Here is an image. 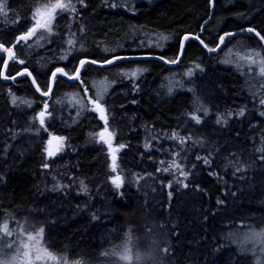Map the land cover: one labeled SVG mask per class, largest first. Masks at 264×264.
Here are the masks:
<instances>
[{
  "label": "trees",
  "instance_id": "1",
  "mask_svg": "<svg viewBox=\"0 0 264 264\" xmlns=\"http://www.w3.org/2000/svg\"><path fill=\"white\" fill-rule=\"evenodd\" d=\"M40 1L7 0V15L0 16V43L11 46L32 27V8ZM115 1L86 0V8L79 7L75 15L58 16L54 34L45 37L43 48L37 49L31 41L16 45L15 54L25 63L11 61L6 75L11 77L27 67L44 90L56 67L72 73L80 59H100L101 48L136 29L173 38L171 48L160 54L129 48L119 55L176 58L184 34L199 35L208 48L216 46L221 34L244 28H254L264 36V0H212V4L210 0H157L138 3L134 11L118 7ZM116 23V32L103 34ZM71 33H75L77 49L61 61L57 55H62ZM231 39L214 56L187 41L182 61L174 70L154 61L110 66L148 69L135 80L118 79L103 100L110 130H115L114 140L125 145L117 160L125 181L119 189L107 180L112 172L96 138L100 121L90 111L77 115L55 102L66 94L84 97L82 86L92 97L89 81L100 78L102 69L85 66L83 84L57 78L48 102L52 115L46 119L47 130L39 132L33 117L44 101L28 79L21 77L11 84L0 81V224L7 218L39 217L45 226L46 247L77 259L105 252L123 232L124 219L134 216L149 219L157 229L168 232L169 251L176 264H249L247 258L230 256L223 237L238 225L264 226V151H260L264 149V106L259 103L264 99V77L259 75V66L231 65L220 54L230 44L241 46L247 52L244 56L258 49L264 57V50L249 33ZM109 58L101 56L100 61ZM2 63L0 55V68ZM184 68L194 75L175 87L170 85V94L163 77ZM201 105L209 110L207 116L195 111ZM242 108L245 114L239 116ZM193 114L200 115L202 123L192 120ZM218 117L226 122L217 123ZM174 132L185 143L172 139ZM47 134L64 137L68 151L45 168ZM203 158L210 163L205 164ZM173 159L189 173L187 180L175 169L158 171Z\"/></svg>",
  "mask_w": 264,
  "mask_h": 264
},
{
  "label": "rangeland",
  "instance_id": "2",
  "mask_svg": "<svg viewBox=\"0 0 264 264\" xmlns=\"http://www.w3.org/2000/svg\"><path fill=\"white\" fill-rule=\"evenodd\" d=\"M156 1L157 0H116L115 2L117 3L118 7L120 6L122 9L126 11H134L136 7L135 5H137L138 3H151ZM52 2H55V0H52ZM72 2L76 5L77 10L79 7L85 9L87 6L86 0H83V4H81L79 0H72ZM45 3L46 0H42L33 5L31 12L32 26L35 23V19H34L35 10L37 9V7H42ZM211 4H212V0H211ZM62 14H67L69 15V17L73 16V13L63 12L61 14H58L56 18ZM54 21L52 22V27ZM118 29H119V24L117 23L110 24L109 27H106L104 29L103 34L110 35L111 33L116 32ZM53 34H54V30L51 35ZM40 35L47 37L50 34L47 31L41 29L38 30L37 37ZM37 37H33L28 42L31 41L32 45L35 46L37 49L43 48L45 46L44 44L46 43V40L40 41V44L37 45L35 43ZM162 37H167V36H164L159 33L146 32L144 30H138V29L127 31L125 33H122V36L118 37L113 44L106 45L104 48H101L100 55L98 56L100 57V59L96 58L94 60L100 61L101 56L102 57L118 56L121 53V51L129 48H130L129 50L138 51V52H152V53L155 52L160 54L164 50L170 49L171 47L169 48V46L172 44V40H174L173 38L171 39L169 37H167V39H162ZM229 39L232 40L231 38ZM22 44L25 45L24 42H22ZM65 48H67V45H65ZM61 52L62 55H65V49L64 50L62 49ZM254 52L255 51H253L252 53ZM257 52L260 54L261 57H263L260 50L257 49ZM246 53L247 52L245 50H242L241 46L230 44L227 45L224 51L220 54V57L227 59L228 63L231 65L235 64V65L247 67L249 69L250 64L247 63L246 61L239 59V57L244 56ZM62 55L60 54L57 55V59L64 61L60 59ZM165 59L171 61L175 59V57H170V58L165 57ZM110 66L102 69L103 75L100 78L93 80L91 79L89 81V88L93 93L92 96L93 98H95V96L100 92H103L105 96L106 91L118 79H121V77L124 78L125 80H135L138 77H140L141 74L143 73L146 74L148 72V69H146L143 66L133 65L125 69L119 68L117 66L116 67L114 66L110 67ZM256 66L259 65L256 64ZM134 69H142L144 71L140 72L135 78H132L130 75H125L126 73L130 74ZM174 69L175 68L169 70H174ZM187 72L188 70L184 68L180 70L178 73L177 72L166 73L163 78L164 81L168 84V86L170 85L177 86L178 83L183 82L186 79H189V76L186 75ZM69 74L71 75L72 73ZM78 82L80 83V81ZM82 92L84 94L83 86H82ZM88 96H89V90H88ZM77 99H79V95L77 94H66L63 95L61 98L55 100V102H57L58 105H61L64 108H66L67 111L70 110L73 111L75 114H77L78 112L79 113L83 112L80 110L79 105L76 104ZM84 99L86 101L87 97H84ZM49 100L50 98L47 100V103L49 102ZM42 106L39 111L42 110ZM87 107L91 108V105H87ZM85 111H90V110H85ZM90 112H92L95 116H97L96 112L94 111H90ZM36 122L39 125L38 120ZM100 123H101V128L99 132L102 131L104 127V123H102L101 120ZM50 136H54V135L47 134L45 143L43 145V153L46 158L43 167L45 164H47L49 167H52L53 165L51 166L50 164V162H52L51 160L55 159L57 156H59V154L68 151L67 150L68 145L64 140L63 149L58 153H56L54 156L48 157L45 148L47 147V141L49 140ZM96 138L98 139L97 135ZM98 143L104 147L110 167L111 163H110V156L108 153V147L103 142H100L99 139H98ZM113 143L114 146L119 145L115 142V140ZM114 175H116V173L112 172L110 177ZM110 177L107 180L111 182ZM54 179L55 177L52 178V180ZM124 221H125V227L123 232L119 235V237L115 241H111L110 246L105 252L93 258L84 257L77 259H69L66 256V254L52 252L46 247L44 242L45 226L42 223V219H40L39 217L37 219L34 217H27L20 219L7 218L0 224V237H2V240H0V244L4 245L2 249V253H0V259L10 260L11 257L16 255L17 250L19 249L21 251V257L17 260L11 261V264H25V261L22 257V252L25 250L30 251L33 259V264H127V262L123 261L120 256L125 245H127L131 250L130 251V255L132 256L131 264H176L171 256V252L169 251L170 237L165 229H157L155 227V224L151 220L146 218L140 219V217L138 218L132 216L130 218L126 217ZM5 223L8 224L9 230L12 231L11 236H6L2 231V226ZM29 235L34 237V239L29 240L28 239ZM25 243L29 245L28 249H23V245ZM8 244H12V247H7ZM223 245L231 250L230 256H240L247 258L249 260V264H264V226L249 227L244 225H238L233 228H229L223 237ZM165 248L168 249L167 252L164 251ZM45 252L50 253L52 256H55L56 259L55 260L49 258H44L39 260L35 259V256L37 254L43 256Z\"/></svg>",
  "mask_w": 264,
  "mask_h": 264
},
{
  "label": "snow or ice",
  "instance_id": "3",
  "mask_svg": "<svg viewBox=\"0 0 264 264\" xmlns=\"http://www.w3.org/2000/svg\"><path fill=\"white\" fill-rule=\"evenodd\" d=\"M81 4H83V0H79ZM211 2V0H210ZM112 7H116V4H112ZM7 0H0V16H6L7 15ZM63 12H70L75 14L77 12L76 5L72 2V0H55V2H52V0H46V3L42 7H37L35 10L34 14V19L35 23L32 27H30L26 32L22 33L16 38V41L14 44L11 46L5 47L4 44L0 43V52L6 53L7 54V59L4 60V68L6 69L8 66L9 61H16L20 64H24L25 61L23 59H18L16 54H15V47L17 44H20L21 42H24L25 44L31 40L33 37H37V32L38 30H45L47 31L50 35L53 32V27H52V22L55 20L56 16L58 14H61ZM83 31V29H81ZM248 32H253L261 41H264V36L260 34V32H257L254 28H248ZM234 35V33H225L224 35L220 36L219 41L220 43L216 46V48H210L209 51H216L217 48H219L220 44H223L226 37H230ZM190 38H194L196 40H200L199 35H195L190 37L189 35H186L183 40L186 41ZM45 37L43 35H40L36 38L35 43L37 45L40 44V41L44 40ZM162 39H167V37H162ZM66 45L67 48H65V55H62L60 59L66 60L68 58V55H71L72 51L77 49V40L75 38V33H71L69 38L66 40ZM200 43L203 44V41L200 40ZM31 46V45H29ZM80 47L82 48L83 45L80 44ZM205 48L208 47V45H204ZM183 49V41L181 42V50ZM254 56L256 58H254ZM124 59V57L120 56H113L111 59H106L104 61H97V60H90L88 58H82L79 60L78 66H75L72 70V74L70 75L68 71H65L64 68L62 67H56L54 71L51 72L50 75V83L46 86V89L42 90L37 83L35 77H33L32 72L29 71L27 67H25L21 72H18L16 75L12 76L11 79L13 81L16 80L17 76H28L32 78V83L36 87V91L40 93L41 96L48 97L52 93V83H54L59 76H66L68 79L71 80H77L80 81L81 84L84 83L83 80H81V72L85 68L87 64H113L114 62ZM240 60L246 61L250 65H259V75L261 77H264V57H261L258 52L250 53L247 54L246 56H241L239 57ZM168 63H178L179 62V57L176 59H173L171 61H167ZM199 65H196V68H199ZM144 70L142 69H134L132 72L126 73L125 75H130L132 78H135L140 72ZM187 76L191 77L194 75L193 71L189 69V71L186 73ZM0 77L3 79L7 80L9 79V76L5 75L3 71H0ZM169 93L173 91V88L169 86L168 88ZM78 95V94H77ZM84 97H87V100L85 101ZM84 97H81L76 100V104L79 105L81 111L85 110H90L98 113L99 119L103 121L104 127L103 130L97 133L96 135L98 136V139L100 142H103L104 144L107 145L108 150H109V156L111 159V164H110V169L113 173H116V175L110 177L111 183L117 188H121L124 182V177L118 172V153L125 148L124 144H119L118 146H114V138H115V130L112 129L110 130L109 127V115L108 111L103 103L104 100V93L100 92L98 93L95 98L88 96V88H84ZM12 102L14 104L17 103V97L14 95L12 96ZM27 103L28 107H31V102L30 101H25ZM259 103L264 106V99H260ZM87 105H91V108H88ZM49 109V104L47 101L43 103V108L41 111L37 113L35 117H33V122L37 121L39 122V128L36 129L37 132H39L41 129L47 130L45 128V123L46 119L50 117L52 114L51 112L48 111ZM197 113L202 112L204 116H207L209 113V110L201 105L199 108L195 110ZM245 114V110L242 108L238 115L243 116ZM264 115V113H261ZM79 115V112L77 113ZM228 116H231L232 113L229 112L227 114ZM192 120H194L197 124L202 123V118L200 115L193 114L191 116ZM221 122H226V119L224 117H218L217 118V123ZM26 131L31 130V128L25 129ZM172 139L179 140L180 143H185V138L180 137L178 133H172L171 134ZM64 140L65 138L62 136H50L49 140L47 141V147L45 148V151L47 153L48 157L54 156L56 153L61 151L64 146ZM145 147H148V145H145ZM260 151H264V149H260ZM176 156H179V153L175 154ZM197 159H201V157H197ZM264 159V157H262ZM205 164H209L210 160L208 158H203ZM164 162L161 161V164ZM45 168L48 167L47 164L44 165ZM172 169H175L177 172H179V175L184 178V180H187L189 173L181 166V164L176 160L173 159L172 163L169 164L168 166L158 169V171H164V172H169ZM238 171L240 170L239 168L237 169ZM184 180H177L176 182L181 184L183 187H187L188 185L184 183ZM81 187L84 191H87L86 186H84L83 181H81ZM168 187H171V183L168 185ZM171 196V193H169ZM2 231L6 236H11L12 231L9 230L8 224L5 223L2 226ZM42 231V230H41ZM29 240H33L34 237L29 235L28 237ZM0 240H2V237H0ZM4 245L0 244V253H2ZM7 247H12V244H8ZM29 245L24 244L23 249H28ZM130 248L125 245L124 249L122 250V253L120 254L121 259L123 261H126L127 264H131L132 261V256L130 255ZM165 252L168 251L167 248L164 249ZM21 257V251L18 249L17 253L15 256L11 257L10 260H4L0 259V264H11V261L17 260ZM22 257L25 261V264H33V259L31 256L30 251L25 250L22 252ZM44 258H49L52 260H55L56 257L52 256L50 253L45 252L43 256L37 254L35 256V259H44Z\"/></svg>",
  "mask_w": 264,
  "mask_h": 264
},
{
  "label": "water",
  "instance_id": "4",
  "mask_svg": "<svg viewBox=\"0 0 264 264\" xmlns=\"http://www.w3.org/2000/svg\"><path fill=\"white\" fill-rule=\"evenodd\" d=\"M207 23H208V21L204 22V23L202 24V27L204 28V27L206 26ZM247 29H248V28L240 29V30L233 31V32H226V33H234V35H232V36H230V37H226V39H229V38H237V37H240V36H242V35H244V34L249 33V34L253 35V36L256 38V40L259 42L261 48L264 50V41H261V40H260V39H259V38H258L253 32H248ZM224 34H225V33L221 34L220 36H222V35H224ZM186 35H189L190 37L195 36V35H192V34H184V35H182V36L180 37V40H179V47H178V52H177V56H176V58L179 57V62H178V63H168V62H167L168 60H166L165 58H163V57H161V56H158V55H150V54L128 55V56H125V55H118V56H120V57H124V59L118 60V61H116V62H114V63H117V62H135V61H154V62H157V63L163 65L164 67H166V68H168V69H173V68H176L177 66H179V64L181 63V61H182V57H183V53H184V46H185V43H186L187 41H193V42H195V43L200 47V49H201L205 54H207V55H209V56H214V55L218 54V53L220 52L221 48H222V45H223V44H220L219 48H217L216 51H209L210 48H208V47L205 48V47H204L205 44H204V43L201 44V43H200V40H196V39H194V38H190V39L184 41L183 38H184ZM220 36H219V38H220ZM219 38H218V40H217V44H216V46L220 43ZM226 39H225V40H226ZM15 41H16V40H15ZM15 41H14V43H15ZM182 41H183V49L181 50V42H182ZM17 45H18V44H17ZM216 46H215L214 48H216ZM0 55H3V63H2V66H1V68H0V71H3L4 74L6 75V70H7V68H6V69L4 68V60H6L8 57H7V54H6V53H2V52H0ZM111 58H112V57H111ZM111 58H109V59H111ZM176 58H175V59H176ZM90 60H91V59H90ZM10 62H11V61L8 62V65H9ZM78 63H79V62H78ZM78 63H77V66H78ZM114 63H113V64H114ZM110 65H112V64H110ZM110 65H109V64H104V65H102V64H87L86 66H91V67H94V68H97V69H103V68H106V67H108V66H110ZM7 67H8V66H7ZM54 70H55V69H54ZM54 70H53V71H54ZM21 71H22V70H21ZM21 71H19V72H21ZM16 74H17V73H16ZM16 74H15V75H16ZM50 75H51V73H50ZM50 75H49V78H50ZM13 76H14V75H13ZM11 77H12V76H11ZM11 77H9V79H7V80H5V79H3L2 77H0V81H1L3 84H11V83L17 81L18 79H20L21 77H26V78L28 79V81H29V83H30L32 89L34 90L35 94H36L41 100H43V101H47V100L51 97V95H52V93H53L54 83H52V93H51V95L48 96V97H44V96H41L40 93L36 91V87L33 85V83H32V78H31V77H28V76H17L15 81H13V80L11 79ZM57 78L62 79L63 81H65V82L68 83V84H75V83L77 82V80H71V79H68V77H66V76H59V75H58ZM49 83H50V79L48 80V84H49ZM42 108H43V106H42ZM96 117H97V119L100 121L98 113H97V116H96ZM102 123H103V121H102ZM108 153H109V150H108ZM110 163H111V159H110Z\"/></svg>",
  "mask_w": 264,
  "mask_h": 264
}]
</instances>
